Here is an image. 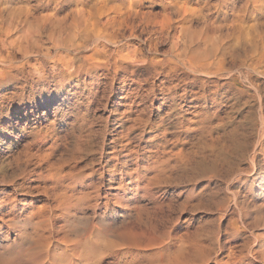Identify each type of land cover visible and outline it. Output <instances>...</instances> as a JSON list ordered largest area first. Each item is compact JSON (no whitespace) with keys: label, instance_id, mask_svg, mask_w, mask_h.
Masks as SVG:
<instances>
[{"label":"rangeland","instance_id":"obj_1","mask_svg":"<svg viewBox=\"0 0 264 264\" xmlns=\"http://www.w3.org/2000/svg\"><path fill=\"white\" fill-rule=\"evenodd\" d=\"M194 1L188 30L138 27L143 58L115 71L0 87V264H264V61L242 47L256 20L244 0ZM232 28L245 42L218 74L169 61Z\"/></svg>","mask_w":264,"mask_h":264},{"label":"bare ground","instance_id":"obj_2","mask_svg":"<svg viewBox=\"0 0 264 264\" xmlns=\"http://www.w3.org/2000/svg\"><path fill=\"white\" fill-rule=\"evenodd\" d=\"M193 1L0 0V87L11 86L20 87V89L21 87H44L46 86L45 81L50 83L56 78H59V82L54 87H63L67 76L78 74L84 70L83 68H86L87 73L96 72L102 68L115 71L121 63V59L132 61L137 56H139L137 58H143L144 51H139L136 46L131 45V37H136L138 33L135 34V32L138 27H141L142 31L149 26L157 27L156 29L161 35L171 31L175 32L177 28L182 31L188 30L191 27L189 23L192 22V16L194 17L196 13V8L192 6V3H195ZM234 1L231 0L230 3L234 4ZM145 2L159 4L161 11L143 10ZM240 8L245 10L248 16L250 13V16L256 20L255 23L253 22V26L251 25L252 29L248 28L250 29H247L248 31L245 29L247 34L244 37L247 35L248 37L245 45H242V47L244 46L243 51L246 55L250 54L256 57L255 64L260 65L264 61V0H244ZM198 9L197 11H200ZM240 12L244 13L241 10ZM232 21L235 22V19ZM238 27L240 29L242 25ZM234 29L221 34L220 47L216 45L213 51H205L206 46L203 45L196 53L190 52L192 53L190 55H187L188 53L185 51L187 54L184 56L172 55V60L151 58L147 62L154 67L163 65L168 59L176 65L180 63L195 74L193 79L216 75L218 74V69H215L216 65L223 62L227 53L233 55L234 46L240 40V36L236 35L239 32L235 34L236 30L233 32ZM243 32L246 33L244 30ZM179 33L183 34L180 30ZM149 36L151 35L149 34ZM244 37L239 43L243 39L245 42ZM176 38L178 37L176 36ZM198 41L205 43L203 39ZM213 44L211 42V45ZM239 48L241 47L239 46ZM45 64L50 65L49 69H46ZM252 67L255 68V66ZM26 68H29L28 71ZM201 83L204 84L205 81ZM170 89L172 88L167 90L163 88V91L166 90V93H169Z\"/></svg>","mask_w":264,"mask_h":264}]
</instances>
